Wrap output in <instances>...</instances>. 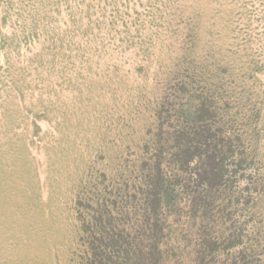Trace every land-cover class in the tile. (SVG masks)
<instances>
[{"label":"rangeland","instance_id":"374dc122","mask_svg":"<svg viewBox=\"0 0 264 264\" xmlns=\"http://www.w3.org/2000/svg\"><path fill=\"white\" fill-rule=\"evenodd\" d=\"M183 78L184 102L203 88L222 115L245 112L258 157L212 187L197 182L194 208L215 199L208 217L232 235L215 263L246 251L245 263L264 264V0H0V264H82L78 217L105 187L134 216L132 166L167 127L156 111ZM194 161L179 191L194 190Z\"/></svg>","mask_w":264,"mask_h":264},{"label":"trees","instance_id":"16d2710c","mask_svg":"<svg viewBox=\"0 0 264 264\" xmlns=\"http://www.w3.org/2000/svg\"><path fill=\"white\" fill-rule=\"evenodd\" d=\"M184 78L168 88L169 92L156 111V120H165L167 127H163L164 122H158L157 133L151 137V153L142 154L132 166L137 182L130 196L137 201L134 216L125 217L121 209L117 212L108 198L119 195L108 191V187L102 191L106 199L98 208V204L96 208L90 204L83 207L87 210L86 216L82 218L80 214L78 217L85 247L82 264H216L213 253L217 243L230 242L232 235L223 237L216 229L221 217H208L210 201L215 199L206 195L208 202L203 199L199 202L208 207L198 206L197 209L194 208L196 203L194 206L192 203L198 201L200 194L196 192L197 182L206 179L212 187L227 175V165L238 170L248 159L257 160L246 127L250 125L246 124L245 112L237 107L241 106V98L236 99L237 112L230 116L221 114L222 103H208V98H204L208 94L203 88L202 95L195 96L192 103L184 102L183 87L189 81ZM200 79L206 85V79ZM191 160L200 166L193 172L194 190L186 193L184 189L179 191L176 185L187 173ZM224 187L222 191L226 192L227 186ZM233 193H227L222 200H231ZM181 194L188 199L184 204L189 211L184 216L191 218V223L185 221L186 229H182V212L176 204V196ZM127 196L124 193L125 199ZM172 224L181 229L173 231ZM192 236L195 239L191 240ZM245 252H242V260L236 259L235 264H248Z\"/></svg>","mask_w":264,"mask_h":264}]
</instances>
